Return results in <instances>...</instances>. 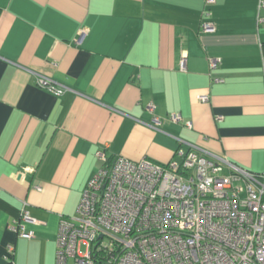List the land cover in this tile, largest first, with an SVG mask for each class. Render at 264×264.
<instances>
[{
	"label": "crops",
	"instance_id": "crops-1",
	"mask_svg": "<svg viewBox=\"0 0 264 264\" xmlns=\"http://www.w3.org/2000/svg\"><path fill=\"white\" fill-rule=\"evenodd\" d=\"M257 5L0 0V264L9 243L15 264H55L59 220L75 213L102 164L98 150L166 162L196 148L264 169ZM202 20L214 30L202 31ZM37 74L66 88L52 94ZM173 112L182 121H171ZM22 208L35 219L22 222L29 237L11 227Z\"/></svg>",
	"mask_w": 264,
	"mask_h": 264
},
{
	"label": "built area",
	"instance_id": "built-area-1",
	"mask_svg": "<svg viewBox=\"0 0 264 264\" xmlns=\"http://www.w3.org/2000/svg\"><path fill=\"white\" fill-rule=\"evenodd\" d=\"M262 9L264 0H258L256 22L264 21ZM210 23L202 20L201 30L213 31ZM260 50L264 78V44ZM217 59L209 57L210 68L216 69ZM185 61L183 53L180 70ZM35 80L55 95L66 88L43 74ZM169 118L182 121L178 112ZM159 122L153 116L148 124L156 128ZM175 153L178 158L157 162L107 157L98 150L102 164L82 190L75 213L59 220L55 264H264V169H243L203 149ZM27 212L22 208L11 226L25 237L31 232L22 222L35 221ZM12 250L7 244L4 264H15Z\"/></svg>",
	"mask_w": 264,
	"mask_h": 264
}]
</instances>
